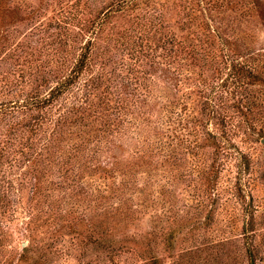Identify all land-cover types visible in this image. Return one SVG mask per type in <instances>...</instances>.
<instances>
[{
    "label": "rangeland",
    "instance_id": "1",
    "mask_svg": "<svg viewBox=\"0 0 264 264\" xmlns=\"http://www.w3.org/2000/svg\"><path fill=\"white\" fill-rule=\"evenodd\" d=\"M113 1L0 0V108L47 94L87 46L100 79L90 101L104 113L75 111L63 126L69 92L33 112L51 115L47 133L11 129L0 113V264H251L250 251L264 264V0H172L164 12L178 41H208L241 65L236 98L201 61L151 66L146 39L138 60L121 42L128 18L93 29ZM209 101L216 118L196 133L189 120L207 121ZM171 110L187 118L188 143L159 152ZM12 113L15 123L22 115ZM210 132L221 144L212 182Z\"/></svg>",
    "mask_w": 264,
    "mask_h": 264
},
{
    "label": "trees",
    "instance_id": "2",
    "mask_svg": "<svg viewBox=\"0 0 264 264\" xmlns=\"http://www.w3.org/2000/svg\"><path fill=\"white\" fill-rule=\"evenodd\" d=\"M171 1L172 0H114L113 3L109 4L106 11L102 12L98 27L94 26L93 29L97 28L99 32L108 18H128V22L132 24L131 27L124 29L121 32V39H124V41L121 42L126 51L128 50L127 47L129 46L131 47V52L135 51V53H137L135 57L138 60L141 57L138 56L140 55L138 53H141L142 55V50H145V45L150 43L154 46V48H151V45H149L148 47V49L152 50V54L147 55L149 59H153L151 66L157 63L155 59H157L158 57H164L169 60V62L170 60H172L170 65L174 64L176 57H182V60H191L189 66L197 65L196 62L201 61L200 63L203 64V67L211 71H215L218 77L227 76L224 81V85L222 84V88L228 87L229 98H236L238 96L237 94H241V65H238L237 63L232 61L230 55L224 54L223 57H220V55L217 53L218 50H215L214 45L212 43H209L208 41L203 40V42L199 41L198 43L189 44L187 42L185 43L183 41H178L175 33L170 31L166 32L169 27L165 25L167 21L165 19L164 12L169 10L168 6ZM138 10H145V13L141 12L137 14ZM207 31L209 32V29H207ZM150 34L151 37L149 39L148 35ZM142 35H144L143 38ZM135 39L141 40V42L135 41ZM144 39L147 40L146 44L144 43ZM86 47L84 49H81V53L78 55V58L75 59L74 66L69 67L68 71L66 70V73L64 75L60 77H56L57 74L53 75V77H55V79L57 78L58 80L56 82V85L51 90H49L47 94H41L40 91H36L35 93H27L22 101H16V103H12L11 106L3 105L0 108L2 120H4L5 122L9 120V123L12 122L10 123L11 129L22 125L23 128L30 133H44L46 132L44 131L45 125L47 124V122H50L51 115L47 114V111H45V114L41 113V115L43 116L40 117L34 115L33 112L39 111L41 109L45 110L49 106L53 105L56 101H58L60 97L65 95L67 92L72 93V97L74 98V100L69 110V116H65L60 119V122L63 123V126L68 123L74 124L75 119H71L70 115L73 112H78L80 110L84 115V119L92 118L94 116H100V119H103L104 113H100V115H98L99 111L96 110L99 104H92L90 101V98H92L91 96L94 95V91L98 88L97 85L99 83L97 82H99L100 79L94 80L91 76V72L89 71L90 69L88 66L90 57L88 55ZM197 47H199V50L197 49ZM187 49L191 50L188 54L182 53V50ZM158 50H160L161 53L164 54V56H162L163 54L161 56L158 55ZM146 53L147 50L145 51V54ZM148 66H150V64ZM126 78L127 77L123 76L120 77L121 82L126 83ZM79 82H82L83 85L77 87L76 84H78ZM165 94L168 98V94L170 93L165 90L164 95ZM104 100L105 101L102 102L103 112L108 111V108H110L111 106L108 102H106V98ZM173 100H176V98H173ZM211 102L212 101L206 103V106L204 108V113L209 110L207 121L203 117L199 118L197 115H194V117H192V119L194 118V121L189 120V124L192 125V127H195L193 131H195L196 133H199V130L203 127L207 128L210 125V120L216 118V111L218 110ZM169 107H175L174 101H169ZM235 107L239 108L238 102ZM173 111L174 110L169 111V113L173 115L167 118L173 121L165 122L168 127L164 132H162V134H160V137H165L167 141H159V146H161V150L160 148H157V151L159 152L165 151L164 149H166V151H169L170 149V151H175V153H178L176 152V150L178 148L183 149L184 146H186L188 143V140L183 139L184 135L180 134L182 128L184 127H181V129H179L180 124L184 126V122L187 118L178 119L176 118L177 114L176 116H174ZM12 112L22 115L15 123H13L14 117L11 116L13 115ZM140 117L142 118L143 114ZM172 122L174 123L170 125ZM9 123L7 122V126ZM105 123L108 124V121L106 120ZM200 124L204 125L202 126ZM210 133L211 134H209V136L207 137V141H209L208 144H211V146H213L216 151L215 161H213V165L207 173V179L211 180L212 182L215 180L216 174L218 172L216 164L221 156V144L219 141L220 138L215 133ZM3 154H5V147L2 144V148L0 149V159L3 157ZM93 154H96V152H93ZM1 202L2 198L0 197V204ZM27 253H31V251L28 248H24L22 256L26 255ZM252 253L253 251H250L251 264H254V257Z\"/></svg>",
    "mask_w": 264,
    "mask_h": 264
}]
</instances>
